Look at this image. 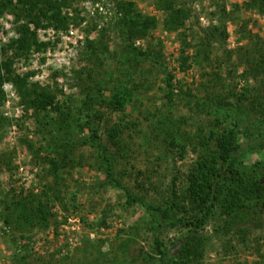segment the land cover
I'll return each instance as SVG.
<instances>
[{
    "label": "rangeland",
    "instance_id": "obj_1",
    "mask_svg": "<svg viewBox=\"0 0 264 264\" xmlns=\"http://www.w3.org/2000/svg\"><path fill=\"white\" fill-rule=\"evenodd\" d=\"M114 1L69 0L70 5L64 11L73 21L68 28L57 32L39 28V39L49 45L43 50L32 51L27 58H17L14 69L19 74L31 73L30 82L62 89L64 94L59 95L60 99L67 95L81 96L75 72L84 68L91 70L94 78L108 88L118 81L131 88L133 79L141 84L126 106V115L113 113L109 119L117 122L122 116L128 125L123 137L129 141L131 150L119 158L115 174L131 193L142 199V203H128L125 189L104 182V173L96 168L97 153L88 145L74 150L73 163L68 162L62 170L64 181L58 190L48 164L37 161L27 145L30 143L33 148L45 145L35 118L31 111L23 110L13 85L6 82V100L1 108L4 118L0 122V159L12 156L14 168L8 171L7 164L0 160V192L3 195L38 194L44 202L49 199V208L56 215L50 218L47 226L29 230L16 225L8 227L0 218V264H159L153 250L154 221L145 207L161 205L165 208L164 202L172 190L184 195L191 166L203 151L197 136L207 135L213 126L209 110L195 106L186 94L200 98L226 97L233 102L231 94L240 92L246 83L239 75L251 63L249 59H258L252 48L258 46L264 52V13L247 9L245 0H196L191 4V17L179 32L162 27V12L156 9L155 0H133L141 13L155 15L159 20L147 37L135 43L142 50L148 47L153 54L160 53L162 62L145 59L137 67H129L124 56L125 45L113 27ZM215 2L219 5L223 2L230 11V19L226 21L227 38L211 43L208 63H189L190 67L181 70L178 56L183 46L180 38L187 35L192 47L186 51L194 53L193 45L198 36L208 26L218 23L216 14H212ZM234 3L239 5L236 10L232 7ZM15 26L10 11L0 12V45L14 37ZM248 35L250 41L245 39ZM97 38L108 50L103 52L102 45L98 44L92 54L86 47V40ZM163 71L174 76L177 88L171 100L167 97L169 90ZM261 77L262 74L257 79L248 78L251 90L248 96L256 94L257 97L258 89L262 91L259 88L263 84ZM104 93L107 96L110 92L105 90ZM243 103L250 108V101ZM95 107L106 113L109 111L96 104ZM252 115V119L255 116L261 120L258 111ZM166 127L177 139L168 138ZM79 134L87 135L88 131L85 129ZM101 137L106 142L102 131ZM263 160L264 150L256 148L245 155L244 162L253 164ZM47 186L53 191L47 190ZM1 197L0 194V201ZM171 216L174 219L178 214L173 212ZM69 217L80 219L78 228L68 222ZM220 223L221 218L216 213L200 232L207 235L208 240L202 258L192 260L194 264H264V214L242 224L243 227L236 225L230 232L217 235L213 228ZM186 231L180 225L163 229L168 259L176 258ZM90 234L93 239L89 238ZM125 241L127 246H121Z\"/></svg>",
    "mask_w": 264,
    "mask_h": 264
},
{
    "label": "trees",
    "instance_id": "obj_2",
    "mask_svg": "<svg viewBox=\"0 0 264 264\" xmlns=\"http://www.w3.org/2000/svg\"><path fill=\"white\" fill-rule=\"evenodd\" d=\"M194 1L196 0H155L156 9L162 12V27L167 31L179 32L192 15L191 4ZM114 2L116 18L113 27L125 45L124 56L127 57L128 66L137 67L145 59L161 64L160 53L153 54L148 47L142 50L135 43L147 37L158 26V18L152 14L141 13L133 0ZM69 5V0H0V12L10 11L16 23L14 37L0 45V122L4 118L1 108L6 100L4 85L10 82L19 104L25 112H32L37 129L45 140V145H40L39 148H33L27 143L28 148L34 152L37 161L48 164V171L54 176L58 190L64 181L62 170L69 165L68 162L73 163L74 150L88 145L97 153L96 168L104 173V182L125 189L128 203H142V199L131 193L115 174V165L119 158L131 150L129 141L123 137L128 125L121 117L126 115V106L133 100L134 91L141 84L133 79L131 88L119 81L108 88L101 80L94 78L91 70L84 68L75 72L81 96L67 95L65 99H60L59 95L64 94L62 89L30 82L28 79L31 73L19 74L14 69L17 58H27L32 51L43 50L49 45V42L39 39V28H51L56 32L68 28L73 18L64 9ZM214 5L215 11L212 14H216L218 23L208 26L198 36L193 45L194 53L186 51L192 47L187 41V35L180 38L183 46L178 56L181 70L190 67L189 63H208L211 43L227 38L226 21L230 19V11H227L223 2L222 5L215 2ZM244 5L259 14L264 13V0H245ZM238 6L234 3L233 10ZM245 39L250 41V35ZM98 44L102 45L103 52L108 50L99 38L86 40V47L92 54L98 49ZM259 48H252L257 52L258 59H249L248 62L251 63L239 75L246 83L240 92L231 94L234 97L233 102L226 97L200 98L186 94V97L192 98L195 106L209 110L213 117V126L207 135L197 136L203 151L191 166L184 195L172 190L164 202L167 205L165 208L162 209L161 205L145 207L154 221L156 231L153 250L159 264H194L192 260H200L208 240L207 235L200 232L216 213L221 218V223L213 228L217 235L230 232L236 225L243 227L242 224L245 225L264 214V160L253 164L244 162L245 155L256 148L264 150V52ZM164 74L169 90L167 97L171 100L177 87L174 76L168 72ZM259 74H262L263 84L259 87L262 91L258 89L259 96L255 97V94L250 97L248 78L257 79ZM105 90L110 92L107 96ZM245 100L250 101V108L244 106ZM95 104L109 111L106 113L97 109ZM255 111L262 115L260 121L255 116L252 119ZM113 113L122 114L117 122L109 119ZM168 120L171 121L170 118ZM85 129L88 131L87 135H77ZM166 129L168 138L177 139L169 127ZM101 131L106 136V142L102 140ZM130 137L132 138L131 135ZM166 139L167 137L164 141ZM0 160L7 164L5 166L11 172L14 168L12 156L1 157ZM47 190L53 191L48 186ZM0 194V218L8 227L16 225L26 230L35 226L43 227L56 215L49 208V199L44 202L38 194ZM173 212L178 217L172 219ZM177 225L183 226L187 231L181 239L176 258L168 259L169 251L163 242L162 232L166 227ZM121 246H127V242L121 243Z\"/></svg>",
    "mask_w": 264,
    "mask_h": 264
},
{
    "label": "built area",
    "instance_id": "obj_3",
    "mask_svg": "<svg viewBox=\"0 0 264 264\" xmlns=\"http://www.w3.org/2000/svg\"><path fill=\"white\" fill-rule=\"evenodd\" d=\"M96 6H97V5H96ZM68 222H69V223H72V225L75 224V225H76V228H78V227H79V224H80V219L77 218V217H69V218H68ZM74 228H75V227L72 226V229H74ZM89 238H90V239H93V235L90 234V235H89Z\"/></svg>",
    "mask_w": 264,
    "mask_h": 264
}]
</instances>
